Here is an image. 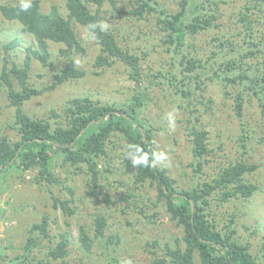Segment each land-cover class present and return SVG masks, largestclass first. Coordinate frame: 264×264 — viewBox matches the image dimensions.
I'll list each match as a JSON object with an SVG mask.
<instances>
[{
    "label": "trees",
    "instance_id": "obj_1",
    "mask_svg": "<svg viewBox=\"0 0 264 264\" xmlns=\"http://www.w3.org/2000/svg\"><path fill=\"white\" fill-rule=\"evenodd\" d=\"M127 1L131 8L125 11L126 15L136 20L154 18L160 35L159 46L170 53V69L155 78L161 80L156 83L163 85L164 91L174 101L178 100L179 107L188 113L186 128L192 142V168L197 180L195 185L191 188L181 187L166 168L160 167L158 163L151 165L152 156L157 151L155 130L143 117L146 91L137 92L125 103H102L88 96L75 97L59 111L52 109L48 118L32 116L25 111L26 104L35 97L87 75L77 62L78 56H86V47L75 23L94 36L101 47L95 61L96 68L121 62L132 81H141L142 59L146 60L148 53L143 51V56H140L137 51L125 49L109 29L101 31L97 27L92 31L89 28L90 25L103 23L102 15L107 3L118 9V0H65L66 16L57 6H52L48 13L44 12L40 0L30 1L31 7L27 11H21L20 3L0 6V12L6 20L19 24L22 31L34 39V45L26 49L24 62L18 64L7 59L2 71L0 81L3 83L0 82V85L6 87L10 105L15 108L11 127L17 131L18 139L13 140L8 133L0 134V173L11 169H35L41 181L48 185L59 183L60 180L53 174V162L59 155L66 166L77 170L86 169L93 185L91 194L97 195L102 160L108 158L112 138L121 134L125 140L124 157L135 184L144 186L151 183L157 191V204H163L172 220L183 229L181 240L176 241L175 245L165 244L162 258L153 261V264H197V257L201 264H264L253 254L251 246L240 240L237 229L233 228L235 218L229 219L225 230L219 228L213 219L221 208L238 200H248L257 193L258 185L249 182L247 175L254 174L259 166L241 159L229 165L225 162L226 165L219 166L216 173L204 176L213 149L209 143V131L201 120L198 108L200 103L207 105L202 94L204 81L220 79L225 81L226 86L232 84L243 87L235 97L234 109L240 119L244 116L247 98L256 97L261 101L264 113V59L248 62L257 53H262L259 44L254 43V46L245 48L239 45L235 36L223 40L216 37L209 58L205 61L191 52V49L195 50L192 40L196 39L200 31L214 26V19L218 17L211 5L218 7L217 1L179 0L176 11L169 10L159 0ZM254 5L256 8L264 7V0H246L245 9L248 11ZM239 22L246 26L243 43L246 45L245 41L254 37L247 12L241 15ZM50 42L63 46L60 49L62 66L52 60ZM20 43V39L14 38L4 45L5 52L9 54ZM34 60L53 72L51 84L44 87L31 84ZM136 146L147 153L150 166L133 167L126 158L130 148ZM65 189L70 199L55 197L54 205L71 217L75 215V209L70 205L75 201V191L68 186ZM93 228V236L85 226L80 228L79 239L84 250L91 251L97 241L106 239L108 245L114 242L116 236L110 232L109 220L105 215L95 217ZM42 240L51 241L50 224L46 217L30 229L22 255L6 261L7 256L0 252V258L4 264H43L46 260V263L52 260L69 264L66 260L71 245L68 231L61 232L57 243L49 246L44 260L34 253ZM262 249L264 251V243Z\"/></svg>",
    "mask_w": 264,
    "mask_h": 264
},
{
    "label": "rangeland",
    "instance_id": "obj_2",
    "mask_svg": "<svg viewBox=\"0 0 264 264\" xmlns=\"http://www.w3.org/2000/svg\"><path fill=\"white\" fill-rule=\"evenodd\" d=\"M32 1V0H30ZM43 11L50 12L52 6L60 8L66 16L68 11L65 0H40ZM169 10L176 11L179 0H159ZM218 7L211 5L218 19L214 26L202 30L192 40L195 56L207 60L213 49V40L235 36L239 45L249 48L259 44L262 53L248 59L257 62L264 59V7L246 10V0H215ZM21 0H0L3 4H17ZM118 9L107 3L103 12V23L112 31L122 47L148 53L142 59L143 77L139 83L132 81L125 65L115 62L104 68H96L95 61L101 47L84 27L75 23L81 41L86 47V56H78V66L86 72L79 80L67 82L53 91L35 97L25 106V111L40 118H48L52 109L60 110L70 99L91 97L102 103H125L140 91H146L143 117L155 130L157 154L163 153L166 159L158 163L166 168L177 184L191 188L196 183L192 168L194 156L190 140L188 113L179 107L168 92L160 85L158 76L166 73L169 67L170 53L159 46L160 37L155 27L154 18L136 20L125 14L131 7L127 0H118ZM210 10V8H208ZM247 12L253 38L243 45L246 26L239 19ZM250 24V23H249ZM248 24V25H249ZM20 39L21 43L7 54L4 45ZM34 45V39L22 31L17 23L6 20L0 12V79L6 60L22 64L26 59V49ZM62 45L50 42L52 60L58 66L63 65L60 56ZM239 50V49H238ZM53 72L37 61H33L31 84L44 87L53 82ZM3 83V81H0ZM205 104L200 103L201 120L209 131V143L213 149L211 162L204 169V176L218 171L219 166L239 162L241 159L255 163L259 169L247 175L249 182L257 184L259 190L248 200H238L215 213L213 219L219 228L225 230L229 219L235 218L233 228L237 229L240 240L251 246L253 254L264 262V113L261 101L247 98L244 116L240 119L235 111V97L243 90L242 86L228 84L220 79L205 80ZM228 90V94L226 93ZM201 93V92H200ZM199 93V94H200ZM200 97V102H201ZM264 99V92H263ZM208 100L210 102L208 103ZM173 109L177 112L174 130L170 129L165 119ZM15 108L10 105L4 85H0V134L8 133L17 140V131L13 124ZM245 146V147H244ZM125 140L121 134L112 138L108 147V158L102 160L100 187L97 195H92L93 185L85 168L77 170L66 166L59 155L53 162V174L59 183L48 185L38 178V171L11 169L0 173V252L7 256L6 261L24 253V245L30 236V229L46 217L50 224L51 241L42 240L34 250L39 259H45L49 246L57 243L61 232L70 233L69 264H153L162 258L165 244L175 245L181 240L183 229L179 227L163 204H157V191L151 184H135L134 176L128 171ZM199 180V179H198ZM202 180V179H201ZM65 186L75 191V201L70 205L75 209L74 216H67L62 209L56 208L55 197L70 199ZM155 204V205H154ZM105 215L109 220L110 232L116 236L108 245L105 240L97 241L91 251H86L80 244L79 232L82 226L94 235V219ZM50 242V244H49ZM155 246H152L155 244ZM31 257V256H30ZM48 260L44 261L45 264ZM29 263V262H28ZM0 264H4L0 258ZM46 264H59L50 260ZM197 264L200 259L197 257Z\"/></svg>",
    "mask_w": 264,
    "mask_h": 264
},
{
    "label": "clouds",
    "instance_id": "obj_3",
    "mask_svg": "<svg viewBox=\"0 0 264 264\" xmlns=\"http://www.w3.org/2000/svg\"><path fill=\"white\" fill-rule=\"evenodd\" d=\"M31 7L30 0H21L20 2V9L21 11H27ZM99 27L101 31H105L108 27L106 23L102 24H93L90 25L89 28L92 31H95V29ZM176 117H177V112L175 109L173 111H170L166 114L165 119L168 122V126L170 129L174 130L175 124H176ZM126 158L129 159L132 163L133 167H138V166H150V161L147 153H145L142 148L139 146L130 148L128 151ZM166 159L165 155L163 153L161 154H153L152 159H151V165L155 166L157 163L163 162Z\"/></svg>",
    "mask_w": 264,
    "mask_h": 264
}]
</instances>
